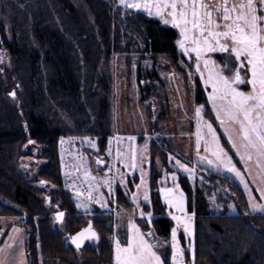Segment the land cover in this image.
<instances>
[{
  "label": "trees",
  "instance_id": "trees-1",
  "mask_svg": "<svg viewBox=\"0 0 264 264\" xmlns=\"http://www.w3.org/2000/svg\"><path fill=\"white\" fill-rule=\"evenodd\" d=\"M177 39L174 28L142 12L122 9L115 0H0V53L9 58V66H0V216L21 218L27 264L114 263L107 239L112 213L96 211L88 217L86 223L91 222L97 232V242L80 249L68 242L83 221L75 218L74 202L63 189L58 140L95 137L103 148L112 135L113 56L138 52L142 59L168 55L176 60ZM217 59L222 63L221 57ZM140 71L141 79L151 78L141 89L144 98L149 97L156 87L152 83L156 73ZM195 84L196 103L205 105L206 119L219 130L198 78ZM151 127L155 134V125ZM156 138L159 143L150 144L149 207L157 234L167 241L172 222L164 215L155 187L162 169L173 171L168 155L175 152L162 137ZM29 140L40 146L38 156L43 160L32 176L19 167L27 153L22 146ZM195 173L193 184L179 175L186 208L194 213L193 264H264V214L248 211L244 192L231 177L201 166L195 167ZM41 180L54 188L45 191L35 185ZM133 183L136 175L128 180L129 192ZM43 195L54 209H65L74 218L57 222ZM116 200L131 206L120 187ZM231 205L236 208L233 214L228 212Z\"/></svg>",
  "mask_w": 264,
  "mask_h": 264
},
{
  "label": "snow or ice",
  "instance_id": "snow-or-ice-1",
  "mask_svg": "<svg viewBox=\"0 0 264 264\" xmlns=\"http://www.w3.org/2000/svg\"><path fill=\"white\" fill-rule=\"evenodd\" d=\"M119 4L125 10L143 11L149 17H158L163 24L178 29L179 39L176 40V45L182 55L192 61L187 66L190 68L194 66L202 83L210 87L208 102H211L216 119L224 127L231 148L239 156L240 162L244 163V171L251 175L248 163L255 155L257 166L261 169V173H264V165L260 164V160L264 159V0H119ZM216 53L227 54L222 64H218L213 58L212 54ZM2 59L3 57L0 56V60ZM191 75L190 72L189 76ZM242 86H248L249 90L244 91ZM10 95L15 96V92ZM203 107H196L197 118L201 117ZM226 120L230 122L228 126H225ZM236 126H238V133L234 137L229 128L236 131ZM207 129L211 140L205 141L204 152L210 153L211 158L200 155L201 136L198 130L196 150L199 161L206 162L210 167L223 166L228 172L234 173L248 190L249 186L244 173L236 167L229 151L220 144L212 123L207 124ZM116 139L124 138L118 136ZM127 139L135 141L136 137L129 136ZM29 143L35 142L29 140ZM89 143L92 147H96L91 141ZM146 148L147 145L145 150ZM108 154L111 155L110 150ZM116 160L129 171L139 166L141 182L136 187L139 190L142 185H145L143 152H138L134 145H130L123 153L118 148ZM96 162L104 163L99 157ZM175 163L189 176L194 175V170L188 165L178 159H175ZM76 170L79 171L78 168ZM109 171H112L111 167ZM84 175L87 188L76 189L77 207L87 211L89 202H95L104 207L105 196L99 188L106 185L108 195L111 196L113 194L111 180L104 179L102 182L93 184L91 181L95 180V177H91L87 169ZM176 179L173 173L172 180L175 182ZM120 182L125 183V174H121ZM40 183L46 182L41 180ZM261 184H264V177ZM159 191L164 204L170 210H174L168 213L175 221V226L171 228L172 264H184V249L180 246L178 229L182 226L185 236H192L194 213L189 214L185 194L178 183L174 187H162ZM256 191L260 193V198L264 199V187L258 185ZM80 197L84 198L79 199ZM249 197L250 202L256 199L250 190ZM143 200L150 203L147 190ZM132 202L136 205L135 210L139 212L140 218L144 219V209L140 207L135 193H133ZM251 207L253 211L257 208L264 210V204L252 203ZM64 215V212L57 211L55 219L62 222ZM147 220L150 224L151 213L147 214ZM13 231L17 232L19 229H13ZM128 231L126 243H121L119 238L115 240V264H167V261L155 250L159 245L147 239L148 236H152V232H142L132 220L128 222ZM91 238L99 239L91 222L85 229L69 237L71 243L77 248L84 240ZM3 251L4 249H0V252ZM0 264H5V261L0 259Z\"/></svg>",
  "mask_w": 264,
  "mask_h": 264
},
{
  "label": "rangeland",
  "instance_id": "rangeland-1",
  "mask_svg": "<svg viewBox=\"0 0 264 264\" xmlns=\"http://www.w3.org/2000/svg\"><path fill=\"white\" fill-rule=\"evenodd\" d=\"M115 1L117 5L123 9V7L119 4V0ZM130 11L144 13L143 11ZM144 14L147 15L146 13ZM154 18L160 20L158 17ZM165 26L172 27L171 25ZM175 30L177 31L179 36L178 29ZM178 52L180 53V55L176 60L172 59L168 55H158L157 57H155V60L147 59L146 57L142 59L141 57H143V54L138 52L113 56L110 65V73L113 80V86L109 95V102L111 107L110 114L112 118V135L106 139L103 148L98 143V139L95 137L68 136L62 137L58 140L59 156L61 160V174L63 178V189L67 194L70 195L71 199L74 202V206L78 213L75 218L83 221V226H81V228L86 226L88 217L96 211L102 213H112V232L107 236V239L112 243L114 250L115 240L117 238L121 240V243H126L129 235L128 222L129 220H132L137 224L142 232H152V236H148L147 239L150 242L157 243L159 245L155 250L159 255H161L163 259L167 261V264H172L171 230L168 240L164 241V239L157 234L155 226L152 222L154 214L152 212V209L149 207V205H151V197L150 203H146L143 200V196L146 190L148 191L150 196V144L151 141H154L157 144L159 143V140L156 138L157 135L162 137L164 141L168 143L175 152V155H168V166L169 168L173 169V171L169 172L162 169L155 187V190L158 192L160 201L164 206V215L170 219V221L172 222V227L175 226V221L171 219L168 213L169 211L174 210H170L164 204L159 190L162 187H174L176 183L179 184L180 189L182 190L179 183V175L187 177L189 182L193 184L196 176L195 167L199 166L231 177L242 188L247 200L248 211L250 213L264 214V210L257 208L255 211H253L251 207L252 203L264 204V199H261L260 193L256 191L258 185L264 187V184H261L264 173H261V169L257 166V157L254 155L253 160L248 163V167L251 170V175H249L244 171V163L240 162L239 156L236 155L235 150L231 148V144L228 141L227 134L224 131V127L220 125L219 121L216 119V113L212 110L211 102H208V92L211 91L210 87H206L202 83L199 75L195 72L194 66L191 68L187 66L191 64L192 61H189L188 57L182 55L180 49ZM212 55L218 64H222L224 61V57L227 54L216 53ZM0 56L3 57V59L0 60V66H9V58L6 52H1ZM218 57L222 58V63L219 62V60L217 59ZM140 69H147L150 74H153V72L156 73V79L152 82L156 84L155 90L149 97L147 96L145 98L141 89L145 86V84L151 81V78L149 77L150 80L141 79L142 70L140 71ZM190 72L192 73L191 76H189ZM196 77L198 78L199 83L203 91L205 92L209 110L211 111L219 127V130H217L212 124L219 138V142L226 150L229 151V149L224 146V143L220 137V134H222L226 142L228 143L230 150L233 152L239 162L240 166H237L232 157L233 162L236 164V167L240 169L241 172L245 175V179L249 186L248 190L245 189L244 184L241 183L240 179L237 178L234 173L228 172L223 168V166L219 168L210 167L206 162L201 163L198 159L196 150L198 130L201 136L200 155L208 156L209 158H211L210 153L204 152L205 141L211 140V136L207 129V124L211 122L207 120L204 115L205 105L197 104L195 101ZM140 79L141 81H139ZM242 88L244 91L249 90L248 86H242ZM199 106L204 107L201 113V117L197 118L195 115V109ZM229 124L230 122L226 120L225 126H228ZM154 125L155 134H152L150 127ZM229 131L232 132L234 137H236L238 133V126H236V131H233L231 127L229 128ZM118 136L123 137L124 139L117 140L116 137ZM129 136H135L136 140L129 141L127 139V137ZM61 141H63V143H61ZM89 141L94 143L96 147H92ZM130 145H134L137 148V151L143 152L145 156V163L142 166L145 170L146 183L145 185H142L139 190L136 187V185H139L141 182L139 166L135 170L129 171V169L124 168L123 165L116 160L117 149L119 148V150L123 153L128 150ZM145 145H147L146 150ZM22 149L27 153L26 156L20 158L19 167L24 173L32 176L37 171V168L43 163V160L38 156L40 152V146L36 143L27 142L22 146ZM109 150L111 151V155L108 154ZM229 155H231L230 151ZM98 157L104 161L103 164H97L96 161ZM170 157H175V159H178L182 163L188 165L189 168L194 170V175L189 176L187 172L180 169L176 165L175 159H170ZM181 158L191 160L193 165H189ZM260 164L264 165V159L260 160ZM109 167L112 168L111 172L109 171ZM77 168L79 169V171L76 170ZM86 169L90 172L91 177H95V180L91 181L93 184L102 182L104 179L111 180L113 188V194L111 196L108 195V187L106 185L99 188V191L104 193L105 196L106 205L104 207H101L100 204L95 202H89L87 211L84 208L77 207L78 197L76 196V189L82 190L87 188V183L85 182L84 175ZM173 173L177 177L175 182L172 180ZM121 174H125V183L123 184H121L120 182ZM135 175L137 176V183H133L134 190L133 192H129L128 180ZM35 185L43 188L45 191H49L50 189L54 188L50 183H38ZM117 187L122 188L128 200L131 202L130 207L121 206L117 203ZM249 190L256 198L251 202L249 197ZM133 193L137 195L140 207L144 209V219H141L139 212L135 210L136 205L132 202ZM43 196L50 216L54 218L56 212L63 209H54V206L49 203V199L47 198V196ZM83 198L84 197H80L79 199ZM228 212L231 214L235 213V206L231 205ZM148 213H151L150 224L147 220ZM64 214L65 215L63 218V223L65 220L74 218L73 216L68 215L65 209ZM109 226L110 223H108V227ZM192 226V236H185L182 226L178 229L180 246L184 249V264H193V220ZM190 242L191 247H189ZM113 264H115V259Z\"/></svg>",
  "mask_w": 264,
  "mask_h": 264
},
{
  "label": "crops",
  "instance_id": "crops-1",
  "mask_svg": "<svg viewBox=\"0 0 264 264\" xmlns=\"http://www.w3.org/2000/svg\"><path fill=\"white\" fill-rule=\"evenodd\" d=\"M21 219L17 216H0V259L5 264H27L25 256L26 231L20 224ZM13 229H19L14 232ZM12 238V239H10ZM6 245H10L7 246Z\"/></svg>",
  "mask_w": 264,
  "mask_h": 264
},
{
  "label": "water",
  "instance_id": "water-1",
  "mask_svg": "<svg viewBox=\"0 0 264 264\" xmlns=\"http://www.w3.org/2000/svg\"><path fill=\"white\" fill-rule=\"evenodd\" d=\"M57 222H60V221H57ZM88 224L89 223H87V225L86 226H84L83 228H81L80 230H78L76 233H74L73 235H75V234H77L79 231H81L82 229H85L87 226H88ZM93 228V227H92ZM94 230V229H93ZM95 231V230H94ZM96 232V231H95ZM97 233V232H96ZM98 235V234H97ZM98 241V239H95V238H91V239H86V240H84L83 241V243L81 244V246L79 247V248H77L74 244H72L71 243V241H70V239H68V242H69V244H71L74 248H76V249H80V248H82L84 245H86V244H90V243H95V242H97Z\"/></svg>",
  "mask_w": 264,
  "mask_h": 264
}]
</instances>
